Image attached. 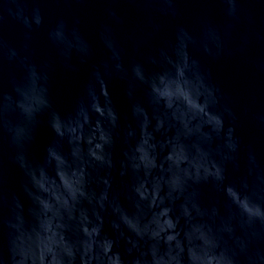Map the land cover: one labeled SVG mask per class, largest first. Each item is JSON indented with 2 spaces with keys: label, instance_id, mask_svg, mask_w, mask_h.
Here are the masks:
<instances>
[{
  "label": "water",
  "instance_id": "water-1",
  "mask_svg": "<svg viewBox=\"0 0 264 264\" xmlns=\"http://www.w3.org/2000/svg\"><path fill=\"white\" fill-rule=\"evenodd\" d=\"M0 264H264V0H0Z\"/></svg>",
  "mask_w": 264,
  "mask_h": 264
}]
</instances>
